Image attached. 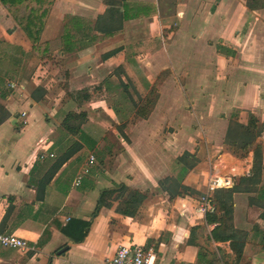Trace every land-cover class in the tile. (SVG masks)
I'll use <instances>...</instances> for the list:
<instances>
[{
    "label": "crops",
    "instance_id": "0c3cea01",
    "mask_svg": "<svg viewBox=\"0 0 264 264\" xmlns=\"http://www.w3.org/2000/svg\"><path fill=\"white\" fill-rule=\"evenodd\" d=\"M126 1L149 15L124 21L111 38L89 32L67 53V18L94 22L106 0L41 6L47 15L35 44L15 20L27 11L0 2V104L9 114L0 124V232L33 247H0V264H103L132 245L151 248L155 264H209L205 254L235 264L229 242L209 240L214 226L198 211V196L214 178L233 187L252 170V151L242 160L222 152L233 114L243 125L248 113L258 119L264 166V8L253 19L243 0H178L185 6L172 14L159 0ZM145 20L146 37H132ZM254 20L260 39L252 37ZM193 59L201 65L197 82L183 64ZM148 100V113L139 114ZM66 126H79L78 134ZM73 142L81 149L38 199L50 162ZM187 155L198 161L191 170ZM90 156L89 174L74 186ZM233 202L234 228L248 234L238 264H264L257 195L236 193ZM70 220L90 222L82 242L62 230Z\"/></svg>",
    "mask_w": 264,
    "mask_h": 264
},
{
    "label": "trees",
    "instance_id": "16d2710c",
    "mask_svg": "<svg viewBox=\"0 0 264 264\" xmlns=\"http://www.w3.org/2000/svg\"><path fill=\"white\" fill-rule=\"evenodd\" d=\"M54 0H0V2L8 7L10 10L24 8L27 14H21L16 12L15 20L27 35L32 44L38 43L39 36L42 32L45 18L47 15V9H43V5H51ZM248 8H259L262 5L264 8V1L257 4V0H246ZM34 3L40 8L30 7L29 4ZM108 9L106 13L99 16L94 22L84 20L78 17H68L67 24H71L72 31L66 26L62 33V44L64 52L72 50L73 46L77 44H83L85 39L89 41V32H92L93 40L111 38L120 33L123 29V22L134 18H137L140 14L148 16L147 8H133L132 4L126 0H106ZM139 12V13H138ZM87 29V30H86ZM86 31V33H85ZM97 34V36L95 35ZM77 36V40L74 39ZM35 45H33V48ZM153 94V92L151 93ZM151 101L148 100L144 106H141L138 110L139 114L146 115L150 109ZM9 114L5 108L0 104V124H2ZM237 114H233L230 118V123L226 132L223 151L229 153L237 159H244L248 152H253V166L249 175L235 179L234 186L231 188L216 189L210 195V204L214 207V212L205 214V224L214 226L209 237L210 241L218 243L229 242V247L234 254V263L238 264L241 260L243 249L248 239V234L244 231L234 228L233 225V196L236 193L256 194L257 199L260 202L259 208L261 210L260 219L264 221V182L262 183L263 166V149L260 144L257 143L260 137L257 134L259 128L258 119L251 113L247 115V123L243 125L239 122ZM67 124V123H64ZM67 129L75 135L79 132V126L74 128L66 126ZM81 146L78 143L73 142L64 152L50 162L49 170L46 175L41 179L37 187V197L42 198L45 187L62 168V166L68 162L79 150ZM189 156L186 166L188 170H191L198 162L192 155ZM185 163L186 160L184 159ZM185 176V175H183ZM261 184V185H260ZM182 190L190 195L194 193L183 187ZM171 194V190L169 191ZM106 194L104 192L102 197ZM205 194H201L198 197H202ZM127 209L131 205L127 203ZM126 207V206H125ZM90 222L81 220H70L64 229H62L68 236H70L74 242H82L87 236ZM198 227L191 230V235L197 230ZM255 231H259V227L253 228ZM264 237V235H263ZM146 249H149L146 247ZM203 255V254H202ZM201 256V255H199ZM209 264H228L225 256H216L207 254L204 255Z\"/></svg>",
    "mask_w": 264,
    "mask_h": 264
},
{
    "label": "built area",
    "instance_id": "2783aa9c",
    "mask_svg": "<svg viewBox=\"0 0 264 264\" xmlns=\"http://www.w3.org/2000/svg\"><path fill=\"white\" fill-rule=\"evenodd\" d=\"M25 123V121H24ZM44 156H41L43 158ZM52 157V155H51ZM94 163V157L90 156L88 164L77 174L74 186H79L82 179L89 174V170ZM233 181L228 178H214L209 182L208 190L204 196L198 200V211L202 214L214 212V207L210 204V195L216 189L231 188ZM0 247L19 250L22 252L30 251L33 247L27 240L20 239L0 232ZM155 255L151 248L146 249L142 246H121L114 255L107 259L103 264H155Z\"/></svg>",
    "mask_w": 264,
    "mask_h": 264
},
{
    "label": "rangeland",
    "instance_id": "374dc122",
    "mask_svg": "<svg viewBox=\"0 0 264 264\" xmlns=\"http://www.w3.org/2000/svg\"><path fill=\"white\" fill-rule=\"evenodd\" d=\"M163 5H165L166 7H168V9H169V12L172 14L173 12H174V8H176V5H178V7H177V9H182L185 5H184V3L183 2H180V1H178V0H159ZM244 2H243V5L247 8V12L248 13H251V15H252V17H253V19L254 18H260V11L262 10V5L259 7V8H253V9H250V8H248V4H247V1L246 0H243ZM264 1V0H263ZM206 2H210L211 3V5L212 4H218V2H220L219 4H221V2H222V0H206ZM260 2H262V0H257V4L258 5H260ZM148 10V9H147ZM164 11L162 10V12L161 13H163ZM254 12V13H253ZM165 14H167V11H165L164 12ZM168 15V14H167ZM170 22L172 23V20H170ZM167 23V26H171V23ZM249 22L247 21L246 22V27H249L250 29H251V26H249V24H248ZM257 23V24H256ZM148 24V22L145 20L144 22H142L141 23V26H139V28L137 27V29H134L135 30V32L137 33L136 35H132V37H141V38H145L146 36H145V29H146V25ZM253 25H256V29L254 30V31H252V37H253V39H256V38H258V39H260L261 37V31H260V24H259V22L258 21H256V20H254V24ZM137 25H135V27H136ZM144 27V28H143ZM246 29V28H245ZM138 30H139V33H138ZM244 30V29H243ZM133 33V32H132ZM254 33V34H253ZM245 48V47H244ZM171 50V49H170ZM183 64H185V66L186 67H188L189 68V70H190V74H191V79L195 82H197L200 78L197 76V72H198V70L199 69H201V65H200V63L196 60V59H193V60H191V61H188V62H185V63H183ZM207 96H206V98H210L211 99V97L214 95L213 93H212V86L211 85H209L208 87H207V94H206ZM213 98V97H212ZM215 98H216V96H215ZM214 98V99H215ZM218 105L216 104V110H217V107ZM226 108V107H225ZM196 111V109H192L191 110V112H195ZM224 111V110H223ZM216 112V111H215Z\"/></svg>",
    "mask_w": 264,
    "mask_h": 264
},
{
    "label": "water",
    "instance_id": "95a60500",
    "mask_svg": "<svg viewBox=\"0 0 264 264\" xmlns=\"http://www.w3.org/2000/svg\"><path fill=\"white\" fill-rule=\"evenodd\" d=\"M66 250H67V247L61 249V250L58 252V254H62V253L65 252Z\"/></svg>",
    "mask_w": 264,
    "mask_h": 264
}]
</instances>
